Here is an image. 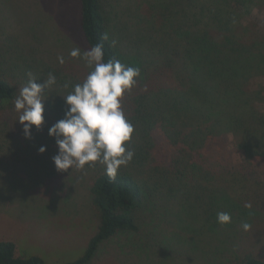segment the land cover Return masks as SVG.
Returning <instances> with one entry per match:
<instances>
[{"label":"trees","instance_id":"obj_1","mask_svg":"<svg viewBox=\"0 0 264 264\" xmlns=\"http://www.w3.org/2000/svg\"><path fill=\"white\" fill-rule=\"evenodd\" d=\"M193 1L185 2L184 10L199 4L196 17L204 26L197 21L194 30L179 22L169 40L186 43L184 51L176 56L162 42L166 52L156 57L163 69L177 67L173 73L180 85L154 91L146 85L145 74L137 78L136 86L143 89L132 114L137 112L135 119L141 121V138L166 148L128 142L135 155L115 178L97 162L91 193L98 225L79 258L48 262L37 254L20 256L13 240L0 239V264H90L101 245L118 233L140 231L138 212L158 200L160 211L152 213L153 220L173 227L164 231L153 226L152 232L161 237L149 241H162V246L163 236L176 234L196 260L206 259L205 264H264L263 255L243 249L244 239L255 244L257 230L264 226V35L252 36L240 22L238 11L253 0H217L215 12L207 0ZM232 3L235 6L228 8ZM204 6L207 12L200 11ZM110 23L105 0H80V29L89 47L102 43L105 62L118 59L145 72L150 61L126 54L111 34ZM105 33L109 41L102 40ZM52 74L62 86L69 84L58 72ZM16 94L13 83L0 75V109L14 103ZM48 108L66 109L63 97L50 101ZM219 212L229 213L231 222L218 223ZM244 222L252 226L247 232ZM144 235L148 239L152 233L147 229ZM232 244L231 256L237 255L224 258Z\"/></svg>","mask_w":264,"mask_h":264},{"label":"rangeland","instance_id":"obj_2","mask_svg":"<svg viewBox=\"0 0 264 264\" xmlns=\"http://www.w3.org/2000/svg\"><path fill=\"white\" fill-rule=\"evenodd\" d=\"M105 1L110 9L111 34L121 49L131 58L143 57L152 63L146 64L147 70L141 73L147 76L148 88L155 91L179 86L181 80L173 73L177 67L163 69L156 57L166 52L162 42L171 48L170 52L181 55L186 43H179L177 39L170 41L169 37H174L179 22L180 26L181 23L193 25L199 20L196 17L199 4H190L184 10L188 0ZM201 1L206 0L193 2ZM207 1V7L215 12L219 7L217 0ZM257 1L238 11L242 15L240 22L252 36L264 35V0L259 4ZM234 6L232 3L228 8ZM74 48L80 49V57L69 55ZM89 49L80 29V0H0V75L13 83L17 94L27 83L28 73L39 84L45 83L49 72H58L69 83L65 87L56 80L55 85L44 90V124L39 129L32 126L30 139L25 137L14 103L0 109V239L13 240L20 256L37 254L48 262L72 261L83 254L96 232L98 213L92 204L91 186L100 167L95 162L94 166L86 165L84 169L58 171L53 162L58 146L56 139L49 135L50 127L65 118L66 109L51 111L48 103L83 82L91 71L82 58ZM60 56L64 57L63 64L59 63ZM163 65L166 64L163 62ZM140 89L143 88L135 86L125 94L122 108L135 128L131 143L146 146L148 143L139 131L141 121L135 119L137 112L132 114ZM42 146L46 147L44 153L39 151ZM148 146L166 148L160 142ZM159 211V200L152 208H142L138 212L141 230L118 233L101 245L90 264H205L206 259L196 260L179 243L176 234L163 236V245H160L162 241L156 239L161 236L152 232L153 226L168 231L173 224L168 228L158 225L152 213L159 214ZM147 229L152 233L148 239L144 235ZM257 236L255 244L245 238L243 249L264 256V226L257 230ZM153 237L156 239L149 241ZM233 245L228 246L230 252L224 258L234 259L237 255L234 252L231 256Z\"/></svg>","mask_w":264,"mask_h":264},{"label":"clouds","instance_id":"obj_3","mask_svg":"<svg viewBox=\"0 0 264 264\" xmlns=\"http://www.w3.org/2000/svg\"><path fill=\"white\" fill-rule=\"evenodd\" d=\"M105 33L102 40L109 41ZM116 41H111L115 47ZM69 55L81 56L79 48ZM104 45L97 43L83 53V59L91 69L82 83H76L71 92L62 95L66 104L65 118L57 121L49 129V135L56 139L58 154L53 157L58 171L84 169L99 162L106 174L115 178L121 166H127L135 155L127 148L135 128L127 119L122 98L137 84L141 75L139 67L122 63L118 59L104 60ZM59 63L65 62L58 57ZM27 83L19 89L14 100V109L19 113L18 121L23 125L26 138H31L32 126L38 129L44 124V90L56 84V77L49 72L44 84L28 73ZM65 87H68L66 84ZM41 153L46 147L39 149ZM251 207V204H246ZM220 224L231 222L227 212L217 213ZM248 222L242 223L244 231L251 229Z\"/></svg>","mask_w":264,"mask_h":264}]
</instances>
